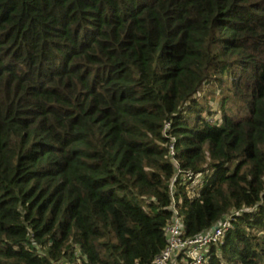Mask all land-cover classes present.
Instances as JSON below:
<instances>
[{"label":"trees","instance_id":"obj_1","mask_svg":"<svg viewBox=\"0 0 264 264\" xmlns=\"http://www.w3.org/2000/svg\"><path fill=\"white\" fill-rule=\"evenodd\" d=\"M172 201L264 264V0H0V264H148Z\"/></svg>","mask_w":264,"mask_h":264},{"label":"built area","instance_id":"obj_2","mask_svg":"<svg viewBox=\"0 0 264 264\" xmlns=\"http://www.w3.org/2000/svg\"><path fill=\"white\" fill-rule=\"evenodd\" d=\"M170 155L173 156V145L170 146ZM183 178L189 182L187 195L191 198L194 189L200 184V175L184 174ZM172 195L173 191H171ZM170 209L172 217L169 225L165 228V247L148 264H206L209 248L212 245L220 244L230 230L231 216L224 217L214 227L195 237L185 238L183 236V220L174 201H172Z\"/></svg>","mask_w":264,"mask_h":264},{"label":"rangeland","instance_id":"obj_3","mask_svg":"<svg viewBox=\"0 0 264 264\" xmlns=\"http://www.w3.org/2000/svg\"><path fill=\"white\" fill-rule=\"evenodd\" d=\"M209 96V95H208ZM207 96V97H208ZM208 100H210V102H209V107H211V109H212V111L213 112H215V111H217L218 109H217V102L216 101H212L211 99H210V97H209V99ZM220 115H221V113L220 112H218V114L217 115H215V117L213 118V119H219L220 118ZM205 116V115H204ZM206 118L208 119H210V117H207L206 116Z\"/></svg>","mask_w":264,"mask_h":264}]
</instances>
